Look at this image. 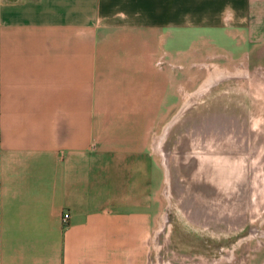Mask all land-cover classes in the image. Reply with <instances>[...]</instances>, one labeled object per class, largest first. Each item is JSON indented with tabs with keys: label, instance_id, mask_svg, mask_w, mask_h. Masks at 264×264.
Listing matches in <instances>:
<instances>
[{
	"label": "crops",
	"instance_id": "1",
	"mask_svg": "<svg viewBox=\"0 0 264 264\" xmlns=\"http://www.w3.org/2000/svg\"><path fill=\"white\" fill-rule=\"evenodd\" d=\"M195 34L258 49L264 0H0V264H163L148 145Z\"/></svg>",
	"mask_w": 264,
	"mask_h": 264
},
{
	"label": "rangeland",
	"instance_id": "2",
	"mask_svg": "<svg viewBox=\"0 0 264 264\" xmlns=\"http://www.w3.org/2000/svg\"><path fill=\"white\" fill-rule=\"evenodd\" d=\"M193 39L178 51L177 106L150 131L163 166L159 255L163 264H264V44L227 45L224 56L207 35Z\"/></svg>",
	"mask_w": 264,
	"mask_h": 264
},
{
	"label": "built area",
	"instance_id": "3",
	"mask_svg": "<svg viewBox=\"0 0 264 264\" xmlns=\"http://www.w3.org/2000/svg\"><path fill=\"white\" fill-rule=\"evenodd\" d=\"M69 219V213L68 212H64L61 216V221L63 224H66L68 222Z\"/></svg>",
	"mask_w": 264,
	"mask_h": 264
},
{
	"label": "bare ground",
	"instance_id": "4",
	"mask_svg": "<svg viewBox=\"0 0 264 264\" xmlns=\"http://www.w3.org/2000/svg\"><path fill=\"white\" fill-rule=\"evenodd\" d=\"M213 81H214V80H213ZM213 81H212V82H213ZM206 82H207V81H206ZM208 83H209V82H208ZM209 84H210V83H209ZM208 86H209V85H208ZM185 105H186V104H185ZM188 106H189V105H188ZM202 146H203V145H202ZM187 155H188V154H187ZM187 158H188V157H187Z\"/></svg>",
	"mask_w": 264,
	"mask_h": 264
}]
</instances>
